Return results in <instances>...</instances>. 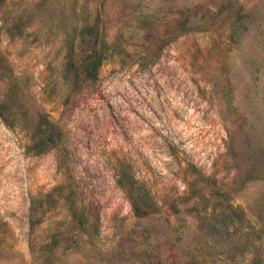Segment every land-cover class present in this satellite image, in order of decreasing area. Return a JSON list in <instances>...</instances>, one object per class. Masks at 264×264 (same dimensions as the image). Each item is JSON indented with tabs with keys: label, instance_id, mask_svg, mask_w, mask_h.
<instances>
[{
	"label": "rangeland",
	"instance_id": "rangeland-1",
	"mask_svg": "<svg viewBox=\"0 0 264 264\" xmlns=\"http://www.w3.org/2000/svg\"><path fill=\"white\" fill-rule=\"evenodd\" d=\"M0 113V264H264V0H0Z\"/></svg>",
	"mask_w": 264,
	"mask_h": 264
},
{
	"label": "trees",
	"instance_id": "trees-1",
	"mask_svg": "<svg viewBox=\"0 0 264 264\" xmlns=\"http://www.w3.org/2000/svg\"><path fill=\"white\" fill-rule=\"evenodd\" d=\"M92 65V67L90 68L91 70L98 68V66L100 65V59L96 58L92 61L89 62L88 66ZM1 115V113H0ZM2 119L5 118L2 116ZM35 125V132H38L40 135V139L39 142L36 144V149L37 151H46L48 149H50L53 144H54V140H53V136L55 134V128L54 126L47 120V119H36L35 120V124H33V126ZM40 125H42V127L40 128ZM133 208H134V213L136 215H141L142 212L140 211V206H139V202H137V200H134L133 202ZM77 215L74 213V217H76ZM84 217V214L80 213L79 215V219L81 220ZM192 261V260H191Z\"/></svg>",
	"mask_w": 264,
	"mask_h": 264
}]
</instances>
